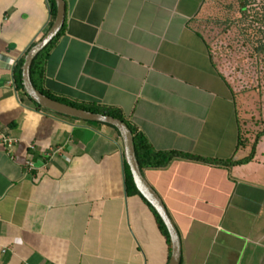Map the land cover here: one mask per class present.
<instances>
[{
  "label": "crops",
  "instance_id": "0c3cea01",
  "mask_svg": "<svg viewBox=\"0 0 264 264\" xmlns=\"http://www.w3.org/2000/svg\"><path fill=\"white\" fill-rule=\"evenodd\" d=\"M218 1L65 0L44 88L120 112L156 151L243 159L256 134H239L236 88L205 33ZM50 9L0 0V264H168L167 236L127 185L120 133L16 88L15 65L51 26ZM142 171L179 232L180 264H264V135L246 163L176 158Z\"/></svg>",
  "mask_w": 264,
  "mask_h": 264
},
{
  "label": "rangeland",
  "instance_id": "374dc122",
  "mask_svg": "<svg viewBox=\"0 0 264 264\" xmlns=\"http://www.w3.org/2000/svg\"><path fill=\"white\" fill-rule=\"evenodd\" d=\"M205 14V33L217 65L236 88L245 130L257 134L264 128V0H219Z\"/></svg>",
  "mask_w": 264,
  "mask_h": 264
},
{
  "label": "water",
  "instance_id": "95a60500",
  "mask_svg": "<svg viewBox=\"0 0 264 264\" xmlns=\"http://www.w3.org/2000/svg\"><path fill=\"white\" fill-rule=\"evenodd\" d=\"M56 3V16L47 30V32L38 40L25 54L24 63L22 65V84L25 92L31 100L40 105L41 107L51 110L55 113L78 118L91 122L104 123L114 126L120 133L124 145V156L126 163L130 167V171L134 180V183L139 192L144 198L153 206L158 215L164 222L171 240V257L168 264H180L181 262V239L179 232L168 213V210L157 191L151 186V184L145 178L143 171L140 167L139 161L136 155V149L134 145V135L130 127L123 120L102 114L88 111L85 109L77 108L75 106L55 100L38 90L31 79V66L34 59L42 52L60 33L66 16V4L65 0H55Z\"/></svg>",
  "mask_w": 264,
  "mask_h": 264
},
{
  "label": "trees",
  "instance_id": "16d2710c",
  "mask_svg": "<svg viewBox=\"0 0 264 264\" xmlns=\"http://www.w3.org/2000/svg\"><path fill=\"white\" fill-rule=\"evenodd\" d=\"M49 2H50V8H51L50 9L51 16L54 20V18L56 16V11H57L56 3H55V0H49ZM247 9L248 8L246 5H243L241 7V12H242L243 16H247ZM64 29H65V23H64L60 33L56 36V38L42 52H40L39 55L34 59L32 66H31V79H32L34 86L38 90H40L43 94H45V95H47V96H49L55 100H58L60 102L75 106L77 108L92 111L95 113H102V114L110 115V116L119 118V119L123 120L124 122H126L133 132L136 155H137V159L139 161V164H140V167L142 170L144 168L165 167V166L169 165L176 158H186V159H190V160H197V161H202V162H206V163L220 164V165H225V166L226 165L228 166V165H236V164L246 163V162L251 161L254 158L257 143L261 139V137L264 135V128L255 135L254 142L251 145L252 150H251L250 154L243 159L235 160L233 158H229L226 160H221V159L201 157L198 155H193V154L183 153V152H177V151H156L148 143L147 139L143 136V134L136 132V130L126 121V119L124 118V116L120 112H116L115 110H109L106 108H101L98 106H86V105H82V104H78V103H74V102L65 100L63 98L53 96L50 92H48L44 88V82L43 81H44V76H45V64H46V60H47L50 49L55 44V42L58 40V38L62 35V33L64 32ZM34 44H32L29 47V49ZM260 47H263V44ZM27 51H26V53H27ZM24 56H22L17 61L16 65H15L14 80H15L16 88L18 90H20L22 93H24L25 95H27L25 92L24 86L22 84V65L24 63ZM213 58H215L214 55H213ZM35 104L43 110H46L48 112H53L51 110H48V109L41 107L37 103H35ZM62 116H64V115H62ZM89 122L94 123V124H101L98 122H91V121H89ZM112 127L119 133V131L114 126H112ZM239 134H249V133L244 128L240 127ZM240 137L241 138H239V147H242V146L246 145V143L249 142L248 138H246V137L244 138V136H242V135ZM126 181H127V185L133 188V192L139 194L143 198V200L150 206V208L153 210V212L155 213L159 227L163 231V233L167 236V240L169 242L170 249H171L170 235H169V232H168L164 222L162 221L161 217L158 215L156 210L153 208V206L144 198V196L137 189V187L134 183L131 171H130V167L128 164H126Z\"/></svg>",
  "mask_w": 264,
  "mask_h": 264
},
{
  "label": "built area",
  "instance_id": "2783aa9c",
  "mask_svg": "<svg viewBox=\"0 0 264 264\" xmlns=\"http://www.w3.org/2000/svg\"><path fill=\"white\" fill-rule=\"evenodd\" d=\"M2 141H3L4 145H7L8 147H10L14 144V142H16V139L12 138L11 136H8V135H2ZM27 169H28V171H31L34 169V161L33 160H29L27 162Z\"/></svg>",
  "mask_w": 264,
  "mask_h": 264
}]
</instances>
